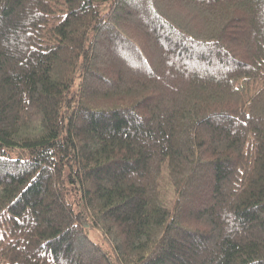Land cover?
Masks as SVG:
<instances>
[{"label":"trees","instance_id":"trees-1","mask_svg":"<svg viewBox=\"0 0 264 264\" xmlns=\"http://www.w3.org/2000/svg\"><path fill=\"white\" fill-rule=\"evenodd\" d=\"M0 264H264V0H0Z\"/></svg>","mask_w":264,"mask_h":264},{"label":"rangeland","instance_id":"rangeland-1","mask_svg":"<svg viewBox=\"0 0 264 264\" xmlns=\"http://www.w3.org/2000/svg\"><path fill=\"white\" fill-rule=\"evenodd\" d=\"M12 154L14 156L18 155L16 151H13ZM85 229L87 233L89 234V236L94 241L99 243L105 249V251L112 257V259L115 261L114 252L111 246L109 245V243L107 242V240L105 239V237L103 236L102 231L99 228L94 227V226H89L88 224H85Z\"/></svg>","mask_w":264,"mask_h":264}]
</instances>
